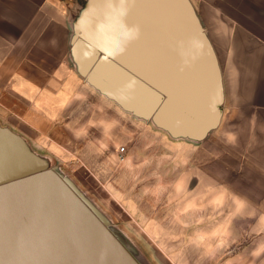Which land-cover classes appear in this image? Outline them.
Here are the masks:
<instances>
[{
    "label": "water",
    "instance_id": "water-1",
    "mask_svg": "<svg viewBox=\"0 0 264 264\" xmlns=\"http://www.w3.org/2000/svg\"><path fill=\"white\" fill-rule=\"evenodd\" d=\"M88 2L72 43L82 76L176 135L200 139L218 124V67L186 0ZM10 141L16 155L0 134V264H139L56 169L34 162L20 176V156L38 157Z\"/></svg>",
    "mask_w": 264,
    "mask_h": 264
},
{
    "label": "rangeland",
    "instance_id": "rangeland-1",
    "mask_svg": "<svg viewBox=\"0 0 264 264\" xmlns=\"http://www.w3.org/2000/svg\"><path fill=\"white\" fill-rule=\"evenodd\" d=\"M88 1L80 0L69 14L73 29L88 23ZM73 29L68 62L78 74L72 43L81 34ZM81 79L113 105H65L54 142H28L12 129L10 105H0L5 153L16 155L14 136L38 157L20 156V176L34 171V162L56 169L139 264H234L237 252L254 242L249 217L255 206L252 190L197 148L219 122L200 139L176 135Z\"/></svg>",
    "mask_w": 264,
    "mask_h": 264
},
{
    "label": "crops",
    "instance_id": "crops-1",
    "mask_svg": "<svg viewBox=\"0 0 264 264\" xmlns=\"http://www.w3.org/2000/svg\"><path fill=\"white\" fill-rule=\"evenodd\" d=\"M186 1L214 55L222 92L218 128L197 148L252 190L254 242L234 264H264V0ZM79 2L0 0V105H10L13 131L34 146L58 140L65 105H113L68 62L69 14ZM257 227L262 233L255 235Z\"/></svg>",
    "mask_w": 264,
    "mask_h": 264
},
{
    "label": "built area",
    "instance_id": "built-area-1",
    "mask_svg": "<svg viewBox=\"0 0 264 264\" xmlns=\"http://www.w3.org/2000/svg\"><path fill=\"white\" fill-rule=\"evenodd\" d=\"M124 151V149H121V152H123Z\"/></svg>",
    "mask_w": 264,
    "mask_h": 264
}]
</instances>
